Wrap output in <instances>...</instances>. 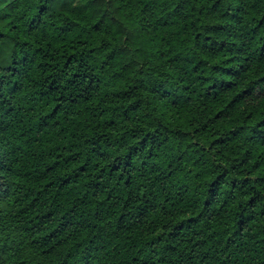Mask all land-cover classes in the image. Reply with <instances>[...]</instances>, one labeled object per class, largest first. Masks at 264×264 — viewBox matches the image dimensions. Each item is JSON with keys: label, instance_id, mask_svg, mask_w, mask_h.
Segmentation results:
<instances>
[{"label": "trees", "instance_id": "1", "mask_svg": "<svg viewBox=\"0 0 264 264\" xmlns=\"http://www.w3.org/2000/svg\"><path fill=\"white\" fill-rule=\"evenodd\" d=\"M0 264H264V0H0Z\"/></svg>", "mask_w": 264, "mask_h": 264}]
</instances>
